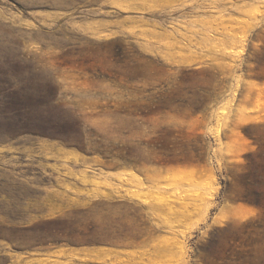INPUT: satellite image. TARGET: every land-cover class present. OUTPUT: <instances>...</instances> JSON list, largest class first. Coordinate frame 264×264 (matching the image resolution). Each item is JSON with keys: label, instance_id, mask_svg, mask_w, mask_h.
<instances>
[{"label": "rangeland", "instance_id": "374dc122", "mask_svg": "<svg viewBox=\"0 0 264 264\" xmlns=\"http://www.w3.org/2000/svg\"><path fill=\"white\" fill-rule=\"evenodd\" d=\"M0 264H264V0H0Z\"/></svg>", "mask_w": 264, "mask_h": 264}, {"label": "crops", "instance_id": "0c3cea01", "mask_svg": "<svg viewBox=\"0 0 264 264\" xmlns=\"http://www.w3.org/2000/svg\"><path fill=\"white\" fill-rule=\"evenodd\" d=\"M58 251H60V250H49L48 252H44V254H53V253H55V252H58Z\"/></svg>", "mask_w": 264, "mask_h": 264}, {"label": "bare ground", "instance_id": "6f19581e", "mask_svg": "<svg viewBox=\"0 0 264 264\" xmlns=\"http://www.w3.org/2000/svg\"><path fill=\"white\" fill-rule=\"evenodd\" d=\"M138 181H140V179Z\"/></svg>", "mask_w": 264, "mask_h": 264}]
</instances>
